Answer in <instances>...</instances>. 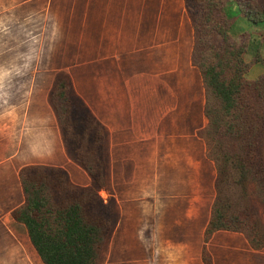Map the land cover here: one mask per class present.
Masks as SVG:
<instances>
[{
  "label": "crops",
  "instance_id": "1",
  "mask_svg": "<svg viewBox=\"0 0 264 264\" xmlns=\"http://www.w3.org/2000/svg\"><path fill=\"white\" fill-rule=\"evenodd\" d=\"M0 28L73 31L78 58L86 64L101 62L99 85L89 69L77 76L67 73L78 95L110 131L113 196L121 214L109 251L123 213L119 175L133 197L130 202L155 198L158 218L169 223L162 236L166 240L154 244L145 261L137 257L130 263L204 264L217 169L199 137L207 123L206 97L202 75L192 63L194 30L185 0H0ZM56 75L45 83V100L31 94L28 110L25 94L18 97L20 91L12 93L17 100L3 97L7 104L1 116L5 121H0V264H44L26 227L13 218L25 203L20 178L25 167H59L74 184L91 185L90 176L69 157L48 102ZM38 76L34 85L42 89ZM10 78L0 70V92L10 87ZM101 195L108 201L107 191ZM208 248L215 264H264V249L254 250L239 233L218 232Z\"/></svg>",
  "mask_w": 264,
  "mask_h": 264
},
{
  "label": "trees",
  "instance_id": "2",
  "mask_svg": "<svg viewBox=\"0 0 264 264\" xmlns=\"http://www.w3.org/2000/svg\"><path fill=\"white\" fill-rule=\"evenodd\" d=\"M231 3L240 7L246 24H264V0H185L194 30L192 63L206 97L207 123L199 137L217 169L204 264H215L208 244L218 232L242 234L251 248L264 249V74L247 78L250 38L248 32L234 37L236 26L227 12ZM49 104L69 157L90 176L91 185L74 184L59 167L27 166L20 174L25 203L13 218L26 227L44 264H105L121 214L113 196L110 131L67 73L56 75Z\"/></svg>",
  "mask_w": 264,
  "mask_h": 264
},
{
  "label": "rangeland",
  "instance_id": "3",
  "mask_svg": "<svg viewBox=\"0 0 264 264\" xmlns=\"http://www.w3.org/2000/svg\"><path fill=\"white\" fill-rule=\"evenodd\" d=\"M227 12L236 26L233 30L234 37H239L241 34L248 32L250 46L246 60L252 66L247 78L255 81L264 74V62H256L258 57L264 60V24L254 26L250 23L246 24L240 7L235 3L228 6ZM72 32L57 30L18 31L0 28V70L9 72L11 76L9 79L11 82L10 87H7L6 92L3 93V90L0 92V121H5L1 118L2 112L5 110V104H7L3 98L5 95H10L13 100H17V97H15L17 94L12 93L20 91L19 98L25 94L26 104L24 108L28 110L31 94L38 95V100H45L47 93L44 87L51 74L71 72L77 76L78 71L89 69L95 72L96 85L101 83V74H97V72L101 73V62L86 64L78 58L76 51L80 50V47L72 46L77 41L71 35ZM67 43L71 44L67 45ZM39 54L41 55L40 61H38ZM21 55L25 56L24 60L17 61L16 57ZM7 59H9V63L6 62ZM38 75H42V79L38 78L42 82V89H36L34 85L35 78ZM76 80L79 83L81 82L78 77H76ZM34 89L36 90L33 93ZM7 92L10 94H5ZM8 104L11 107L12 104L10 102ZM116 183L119 187L118 193L122 205H124L122 219L120 218V225L107 257L109 259L108 264H120V261L121 264H131L130 261L135 260L137 257L138 260L145 261L147 251L154 244L159 245L161 241L166 240L162 236H165L169 223L158 218L155 198L141 202V204L130 202L133 197L125 191V183L119 175H116ZM28 256V254H25V259ZM26 264H28V261Z\"/></svg>",
  "mask_w": 264,
  "mask_h": 264
}]
</instances>
